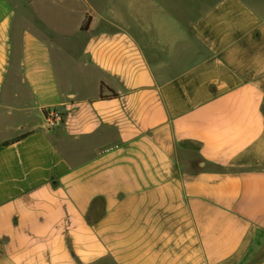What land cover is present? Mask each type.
Returning a JSON list of instances; mask_svg holds the SVG:
<instances>
[{"label": "crops", "instance_id": "obj_1", "mask_svg": "<svg viewBox=\"0 0 264 264\" xmlns=\"http://www.w3.org/2000/svg\"><path fill=\"white\" fill-rule=\"evenodd\" d=\"M263 106L264 0H0V264H264Z\"/></svg>", "mask_w": 264, "mask_h": 264}, {"label": "built area", "instance_id": "obj_2", "mask_svg": "<svg viewBox=\"0 0 264 264\" xmlns=\"http://www.w3.org/2000/svg\"><path fill=\"white\" fill-rule=\"evenodd\" d=\"M44 116L49 123H52L55 119L57 120L61 118L59 112L54 109L46 111L44 113Z\"/></svg>", "mask_w": 264, "mask_h": 264}, {"label": "rangeland", "instance_id": "obj_3", "mask_svg": "<svg viewBox=\"0 0 264 264\" xmlns=\"http://www.w3.org/2000/svg\"><path fill=\"white\" fill-rule=\"evenodd\" d=\"M263 108H264V106H263ZM262 253L264 254V242L262 243L261 247H259V249L254 253L255 256L252 257V258H254L253 261L256 260L257 258H259ZM101 264H113V263L109 260H105Z\"/></svg>", "mask_w": 264, "mask_h": 264}, {"label": "trees", "instance_id": "obj_4", "mask_svg": "<svg viewBox=\"0 0 264 264\" xmlns=\"http://www.w3.org/2000/svg\"><path fill=\"white\" fill-rule=\"evenodd\" d=\"M87 26H88V22H86L85 24L82 25V29L87 28ZM112 95H114V93ZM20 138H22V136H18L16 138L12 139V140L6 141L5 143L11 142V141H15V140L20 139Z\"/></svg>", "mask_w": 264, "mask_h": 264}]
</instances>
